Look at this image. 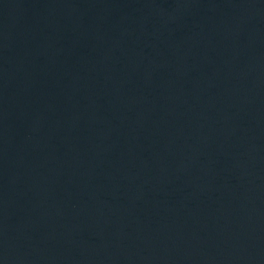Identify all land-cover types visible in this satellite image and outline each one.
I'll list each match as a JSON object with an SVG mask.
<instances>
[{"label": "water", "instance_id": "water-1", "mask_svg": "<svg viewBox=\"0 0 264 264\" xmlns=\"http://www.w3.org/2000/svg\"><path fill=\"white\" fill-rule=\"evenodd\" d=\"M0 264H264V0H0Z\"/></svg>", "mask_w": 264, "mask_h": 264}]
</instances>
